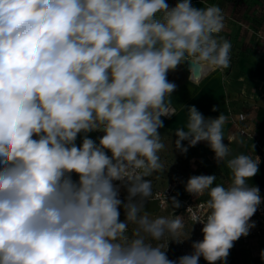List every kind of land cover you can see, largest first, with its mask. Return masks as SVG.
Wrapping results in <instances>:
<instances>
[{
	"label": "clouds",
	"instance_id": "obj_1",
	"mask_svg": "<svg viewBox=\"0 0 264 264\" xmlns=\"http://www.w3.org/2000/svg\"><path fill=\"white\" fill-rule=\"evenodd\" d=\"M224 28L218 4L191 0H0V264H226L262 198L247 182L260 158L230 157L222 113L188 106L174 133L181 153L207 142L231 173L227 185L203 174L185 184L208 197L203 218L191 215L203 235L192 253L172 260L160 243L182 242L184 216L147 211L148 177L165 170L161 117L174 115L167 75L186 61L228 68Z\"/></svg>",
	"mask_w": 264,
	"mask_h": 264
},
{
	"label": "rangeland",
	"instance_id": "obj_2",
	"mask_svg": "<svg viewBox=\"0 0 264 264\" xmlns=\"http://www.w3.org/2000/svg\"><path fill=\"white\" fill-rule=\"evenodd\" d=\"M166 2L170 7H174L177 0H166ZM191 3L196 8L218 4L223 10L225 28L219 33L218 39L229 40L232 45L229 67L225 68L224 72L227 76L231 75L232 80L238 82L243 88V90L240 89L243 98L240 100L241 105L238 109L237 129L239 135L236 136L238 143L237 147H234L236 149H232V156L245 154L253 159L258 156L260 158L259 171L247 181L258 182L264 179V0H191ZM234 23L238 27L234 26ZM88 135L97 140L96 132ZM76 143L77 145L81 143V137L78 136ZM192 152L197 154L199 149H192ZM160 156L162 160L166 158L163 152ZM194 161L199 163L196 168L186 169L184 167V171L190 176L200 175L205 170V175H216L217 181L220 180L218 175H223L221 172L224 173L227 170L226 160L220 164L216 163L215 160V163L211 164L210 162V164L205 165L206 167L200 165L204 160L197 157ZM167 204L165 207H156V205L149 204L147 211L153 216L161 215L171 218L177 215L176 213L168 215L164 211ZM189 233L190 236L187 239ZM202 239L201 229L185 222L182 234L177 237V241L182 242L177 243L165 239L160 243L165 249L168 247L167 255L169 259L176 260L183 255L191 254L193 251L192 243ZM249 254L246 251L244 253L230 251L226 264H238L240 261L248 262L247 257ZM199 264H207V261L201 257ZM216 264H221V262L217 261Z\"/></svg>",
	"mask_w": 264,
	"mask_h": 264
},
{
	"label": "crops",
	"instance_id": "obj_3",
	"mask_svg": "<svg viewBox=\"0 0 264 264\" xmlns=\"http://www.w3.org/2000/svg\"><path fill=\"white\" fill-rule=\"evenodd\" d=\"M234 6L236 7L237 4ZM233 25L238 27L236 23ZM224 70L225 68H215L203 76V78L197 80L195 79L196 74L194 73V70L191 69L190 71L188 62L186 61L184 64L178 66L174 71H170L167 75V79L170 82L175 83L176 89L171 96L166 97L165 102L174 106L176 108V112L169 119L161 117L164 127L159 129V132L161 134V140L165 145L161 152L166 155V158H163L162 160L160 156V159L165 170L154 174L152 177H148V179L152 180L153 190L163 189L173 181L177 173L185 174L186 179L179 184L174 195V197H176L180 202L181 206L174 209L171 205L170 199L164 210L168 215H173L174 213L178 215V211H180L185 201L191 195L185 191V184L191 176L190 174H186L184 169L196 168L199 165V163L194 161L197 157L200 158V160H204L200 163L203 167H206L205 165L210 164V162L211 164L213 162L215 163V154L210 150L207 142L202 141L197 143L194 147H188V151L183 154L176 149L175 141L177 137L174 133L178 128L187 130L189 120L187 110L188 106H195L206 118H216L220 115V113L227 117V122L223 126V135L225 138V144L229 142L230 137L232 138L229 142V147L231 149L230 156L233 154L232 149H236L234 147H237L238 142L236 141V136L239 135L237 129V122L239 121L238 109L239 105H241L240 100L243 98V95L240 93V89L243 90V88L238 82L232 80L231 75L227 76ZM213 107H215L217 111H212ZM96 133L97 137L102 135V133ZM181 143L185 147L188 145L187 141H182ZM192 149H199V152L194 154ZM161 152L159 155H161ZM202 174L205 175V170L200 175ZM221 174L223 175H218L220 180L215 181L216 184L227 185L231 182V173L228 168L224 171V173L221 172ZM223 177L225 178L224 180ZM261 181H264V179L258 182L251 181L248 182V184L259 183ZM196 198L205 201L208 199L207 194ZM149 204H153L158 207L155 200L148 201L147 206ZM185 222L193 224L189 221ZM255 224L256 226L250 230V234H253V236L250 241L249 249L247 250V254H251H249L247 258L250 263H262L264 262V258L261 256L262 251H264V224L256 220ZM258 230H261V233L258 234Z\"/></svg>",
	"mask_w": 264,
	"mask_h": 264
},
{
	"label": "built area",
	"instance_id": "obj_4",
	"mask_svg": "<svg viewBox=\"0 0 264 264\" xmlns=\"http://www.w3.org/2000/svg\"><path fill=\"white\" fill-rule=\"evenodd\" d=\"M170 107L172 109H174V113H175L176 108L172 105H170ZM164 118L169 119L170 117H164ZM185 179H186L185 174L177 173L176 176L174 177L173 181L167 187H165L163 189H154L153 195L150 198V200H155L159 207H165L166 204L168 203V201L172 197H174L179 184L182 181H184ZM116 183H119V182H116ZM249 185L258 186L260 189V195L262 198V203L259 206L256 213L254 214V216L251 218V220L252 221L256 220V221H259L260 223L264 224V181H261L259 183H254V184L251 183ZM126 195H127L126 191L123 188H121V191H120L121 199H124L126 197ZM204 201L205 200H199L195 196L190 195V197L185 201L183 207L180 209V211H178V215L184 216V221H189L191 223H193V221L191 219V215L193 212L201 215V217L203 218L205 210L203 208H201V204H203ZM189 207H190V210L187 211V209ZM120 218H122V220L124 219V213H123L122 208H121V217ZM195 225L200 229L202 228V225L199 223H197ZM257 233L258 234L261 233V230H258ZM252 236H253V234H249L246 237L242 236L239 240L234 242V247L230 251H241L242 253H244L246 251V253H247V250L249 249V246H250V241H251ZM238 264H264V262H262V263H249V262H245V261H240Z\"/></svg>",
	"mask_w": 264,
	"mask_h": 264
},
{
	"label": "bare ground",
	"instance_id": "obj_5",
	"mask_svg": "<svg viewBox=\"0 0 264 264\" xmlns=\"http://www.w3.org/2000/svg\"><path fill=\"white\" fill-rule=\"evenodd\" d=\"M194 70V68H192ZM215 69V68H213ZM213 69H202V73L198 72L196 75H195V79L197 80H200L201 78H203V76H205L207 73H209L210 71H212Z\"/></svg>",
	"mask_w": 264,
	"mask_h": 264
},
{
	"label": "water",
	"instance_id": "obj_6",
	"mask_svg": "<svg viewBox=\"0 0 264 264\" xmlns=\"http://www.w3.org/2000/svg\"><path fill=\"white\" fill-rule=\"evenodd\" d=\"M189 68H191V62H188ZM198 72L202 73V69L200 68H194V73L197 74Z\"/></svg>",
	"mask_w": 264,
	"mask_h": 264
},
{
	"label": "trees",
	"instance_id": "obj_7",
	"mask_svg": "<svg viewBox=\"0 0 264 264\" xmlns=\"http://www.w3.org/2000/svg\"><path fill=\"white\" fill-rule=\"evenodd\" d=\"M250 263V262H249Z\"/></svg>",
	"mask_w": 264,
	"mask_h": 264
}]
</instances>
